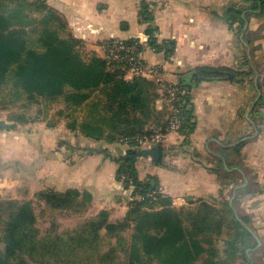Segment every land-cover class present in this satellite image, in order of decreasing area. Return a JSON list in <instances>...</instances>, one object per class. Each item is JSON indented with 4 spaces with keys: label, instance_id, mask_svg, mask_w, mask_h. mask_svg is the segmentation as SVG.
Returning <instances> with one entry per match:
<instances>
[{
    "label": "crops",
    "instance_id": "crops-1",
    "mask_svg": "<svg viewBox=\"0 0 264 264\" xmlns=\"http://www.w3.org/2000/svg\"><path fill=\"white\" fill-rule=\"evenodd\" d=\"M46 2L62 15L88 53L102 56L109 39L138 40L146 62L161 64L168 80L189 87L193 131L187 137L172 132L161 144L148 146L160 147L157 162L149 155L132 162L141 179L157 177L172 204L175 199L190 204L210 200L216 206L228 200L235 218L243 217L245 228L259 239L242 253L240 242H227L222 232L211 245L203 244L216 254L204 253L196 264H264V9L244 17L241 24L227 17L226 9L242 8L244 16L250 0ZM206 66L221 68L222 75L197 76ZM155 107L166 111L158 98ZM39 137L21 129L0 132V177L12 170L36 171L57 190H86L93 205L115 211L118 218L125 214L131 198L110 156L120 155L119 149L104 145L109 155L97 146L63 149L55 145L54 137ZM215 156L230 172L227 180L210 170L217 162ZM13 159H20L22 165H7Z\"/></svg>",
    "mask_w": 264,
    "mask_h": 264
},
{
    "label": "trees",
    "instance_id": "trees-1",
    "mask_svg": "<svg viewBox=\"0 0 264 264\" xmlns=\"http://www.w3.org/2000/svg\"><path fill=\"white\" fill-rule=\"evenodd\" d=\"M250 1L244 16L239 7H228L226 16L243 24L244 17L263 11L264 0ZM81 48L83 43L45 0H0V105L61 100L65 110L60 112L68 118L70 129L106 143L147 132L144 126L157 111L155 84L145 77L125 79L102 56ZM198 75L213 79L222 71L206 66L199 68ZM178 84L186 89L178 131L187 137L195 122L187 104L189 87ZM132 148L138 149L127 146V153ZM97 150L108 154L105 146ZM110 156L118 164V177L122 173L132 177V184L124 186L131 200L122 218L110 220L108 212L101 210L72 228H51L41 234L31 200L1 199L0 264H196L204 253L216 254L203 244L211 245L222 232L227 242H240L242 253L256 244L243 224L245 219L235 218L228 200L221 203L222 210L210 200L176 207L160 190L156 176L141 179L131 159ZM215 158L210 170L227 180L230 172ZM7 165L22 164L13 159ZM153 190L155 199L146 196ZM38 196L49 210L74 214L83 213L85 201L92 198L90 192L74 187L42 190Z\"/></svg>",
    "mask_w": 264,
    "mask_h": 264
},
{
    "label": "rangeland",
    "instance_id": "rangeland-1",
    "mask_svg": "<svg viewBox=\"0 0 264 264\" xmlns=\"http://www.w3.org/2000/svg\"><path fill=\"white\" fill-rule=\"evenodd\" d=\"M45 3L47 6L53 8L46 2V0ZM81 50H83L84 53H88L84 46V43L83 48H81ZM61 110H65L64 104L61 100L47 101L43 99H34L29 102L17 101L7 105H0V132L15 133L16 130L21 129L23 131H27L31 135V137L36 139H39V136L42 135L49 136L48 138L54 137L53 140H55L56 142L55 145H60L63 149H67L68 145H71L73 147L78 145L97 147L111 145L115 146L114 151H116V148L117 150H120L116 151L117 154H121L124 157L130 154H126L127 151H125L127 150L128 145H126L125 143H121L120 140L115 141L113 143H106V141L104 140L96 141L86 136H83L77 129H70L67 125L68 118L60 112ZM165 116V112L154 111L153 117H151L147 124L144 126L145 130H150L151 132H159L160 128L163 125ZM168 134H165L164 136L160 137V142L154 144H161L163 141L166 140ZM53 140L51 139V141ZM140 148H132L131 150L136 151ZM47 180L43 181L42 179L38 178V176L36 175V171H28L22 173V171L20 170H12L10 173L9 171L5 172V175L0 177V200H31L33 202L36 214L35 226L39 229L41 234L51 228H57L59 230L72 228L85 218L94 216L101 210H106L108 212L110 220L120 219L127 212L126 211L122 217L118 218L115 211H109L106 208L100 209L98 208V206L93 205L91 202L92 199L89 201H85L87 206L86 210L80 214H74L72 211L68 210L51 211L46 207L44 202L39 199L38 196V193L42 190H57L56 186L54 187L52 183H49V181ZM173 203L174 206L180 207L189 206L191 202H187L185 199H175ZM192 205H196V203L194 202L192 203ZM231 206L234 209V205ZM215 207L221 208V210L224 208L222 204H216ZM228 219L230 220V217Z\"/></svg>",
    "mask_w": 264,
    "mask_h": 264
},
{
    "label": "built area",
    "instance_id": "built-area-1",
    "mask_svg": "<svg viewBox=\"0 0 264 264\" xmlns=\"http://www.w3.org/2000/svg\"><path fill=\"white\" fill-rule=\"evenodd\" d=\"M142 44L135 39H109L103 44L102 57L112 69L119 68L125 79L132 77H145L151 80L158 93L160 108L166 110L164 125L160 131H147L135 137L120 138L121 143L132 147H144L160 142V137L165 134L177 132L181 125L180 105L186 89L178 83L168 80L164 76L161 64L148 63L142 56ZM118 179L123 186L132 184V177L122 173ZM156 191H149L146 196L155 199ZM139 198V195H136Z\"/></svg>",
    "mask_w": 264,
    "mask_h": 264
},
{
    "label": "water",
    "instance_id": "water-1",
    "mask_svg": "<svg viewBox=\"0 0 264 264\" xmlns=\"http://www.w3.org/2000/svg\"><path fill=\"white\" fill-rule=\"evenodd\" d=\"M151 156V158L157 162L158 158L160 157V147L155 146L153 148L144 147L140 148L139 150L133 151L131 154L125 156V158H129L131 160H135L137 156ZM241 185L237 186L240 187ZM238 218V217H237ZM257 242L259 243V239L255 236Z\"/></svg>",
    "mask_w": 264,
    "mask_h": 264
}]
</instances>
